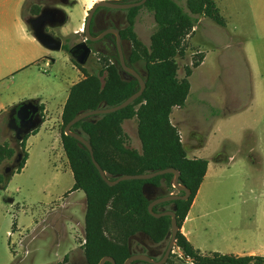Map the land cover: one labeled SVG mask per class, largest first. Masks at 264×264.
<instances>
[{"label": "rangeland", "instance_id": "1", "mask_svg": "<svg viewBox=\"0 0 264 264\" xmlns=\"http://www.w3.org/2000/svg\"><path fill=\"white\" fill-rule=\"evenodd\" d=\"M214 1L225 26L199 17L200 23L183 41V56L175 58L179 80L186 68L194 71L188 77L186 103L174 107L172 119L185 118L187 125L178 132L184 149L195 143L192 133L207 139L200 156L210 162L196 197V205H206L207 215L187 228L196 229L194 242L202 254L253 252L264 257V0ZM177 2L186 10L185 0ZM154 27L151 13L141 8L134 31L146 47ZM57 53L61 54L53 68L43 63L24 67L1 80L0 94L12 102L10 107L37 99L52 110L57 107L65 89L77 80L76 70L81 71L67 53ZM112 54L109 60L91 54L82 67L98 73L104 59L114 61ZM205 55L204 66L196 69L200 64L194 67V62ZM135 68L144 73L140 66ZM3 127L0 123V145L7 143L18 151L13 132ZM122 129L127 146L140 152L136 120L124 121ZM36 152L41 155L32 154L26 167L0 189V264H86L81 249L84 194H66L72 178L62 169L67 162L62 154ZM13 159L0 164V174ZM170 208L172 204L164 207ZM173 261L191 263L181 253Z\"/></svg>", "mask_w": 264, "mask_h": 264}, {"label": "trees", "instance_id": "2", "mask_svg": "<svg viewBox=\"0 0 264 264\" xmlns=\"http://www.w3.org/2000/svg\"><path fill=\"white\" fill-rule=\"evenodd\" d=\"M141 8L151 13L155 24L148 47L134 31ZM185 9L177 0H146L141 6L125 11L127 21L119 35L130 45L126 57L128 66L139 74L135 67L140 66L144 72L140 76L145 89L127 107L80 120L70 130L88 141L95 161L110 180L122 175L166 168L178 170L179 184L190 191L188 199L161 203L155 205L152 211L162 212L169 204L175 208L178 226L175 247L184 259L192 264H264L263 256H236L217 252L202 254L180 232L206 174L208 162L187 157L178 131L169 119L174 107H184L190 88L188 77L191 69L186 68L185 77L179 80L175 58L183 56V41L192 33L199 17H205L221 27L226 24L214 0H185ZM31 11L36 14L38 9L34 7ZM104 58L109 60L111 57L105 55ZM112 58L113 62L104 59L102 70L98 73H88L75 63L83 73V78L69 88L60 117L61 145L73 178V185L66 194L82 191L85 197V243L81 249L87 264H98L105 256L111 257L115 264H123L131 254L128 249L131 237L143 234L154 243H159L170 232L169 216L154 218L148 213L150 200L142 193V186L150 184L155 187L156 198L169 195L174 189L172 174L159 175L150 180L121 181L114 186H107L92 164L87 149L74 138L64 135L65 125L79 113L116 106L138 91L137 80L124 79L118 58ZM201 60L202 56L194 62V67ZM34 101L42 110L39 100ZM133 118L136 120L140 152L127 146V137L122 129L123 122ZM27 137L25 135L21 140H16L18 151L7 143L0 145V164L5 160L17 159L19 155V164L14 173L21 171L27 159ZM6 182L0 174V189Z\"/></svg>", "mask_w": 264, "mask_h": 264}, {"label": "crops", "instance_id": "3", "mask_svg": "<svg viewBox=\"0 0 264 264\" xmlns=\"http://www.w3.org/2000/svg\"><path fill=\"white\" fill-rule=\"evenodd\" d=\"M96 2H98V0H0V82L4 77L24 67L35 68V65L43 63L45 67L53 68L56 64V60L60 57L59 54H61L57 52H65L63 49L60 51H49L35 40L25 23V20L23 19V12L25 8L29 11V17L37 15L44 7L61 9L66 15L65 22L62 25H55L52 27L49 33L55 37L61 38L63 41L69 40L71 44H75L80 40V35L84 31V23L87 12ZM34 7L38 9L36 14L31 11ZM201 19L205 18L202 17ZM201 19L198 20L199 23ZM71 21L72 24H70ZM19 45H21V48H19ZM205 61L206 55L203 57L202 62L196 69L204 66ZM76 75L78 76L77 80L73 81L68 86L67 90L64 88L65 96L61 101H59L54 110L50 109L46 101L37 99L39 100V104L42 106V110H40L42 124L34 131L27 134L28 137L25 140L27 159L22 169L26 167L32 154L41 155L36 152L40 151V149L42 155H56V153H58V155L62 154V156L65 157L60 139V117L69 88L83 78V73L78 69L76 70ZM191 75L189 77H191ZM62 83L65 85L63 80ZM11 103L12 102L8 100V97L4 100L0 94V123L4 124V130H6L7 112L11 108ZM174 110L177 109H172L169 119L171 124L176 127L177 131L182 134L181 129L187 124L184 122L185 118L183 115L180 118H177V120H175V118L172 119V115L175 112ZM192 134V139L195 143L193 142L189 145L190 147L187 149L185 148L186 155L188 158L205 159L208 162L206 171L207 174L210 162L206 158H202L200 156V152L206 145L207 139L203 140L197 135H194V133ZM62 169L65 172H68L72 178V173L67 162L63 163ZM206 174L204 178L206 177ZM72 185L73 178L69 188H71ZM197 194L190 205L187 215L182 223L180 232L195 249L200 251L199 246H197L194 242L197 239L196 229L187 228L189 223H194V225H196L201 218L207 215L206 205H196ZM74 203L75 202H73V204ZM252 254L254 253H247V255ZM244 255L245 254H236V256Z\"/></svg>", "mask_w": 264, "mask_h": 264}, {"label": "water", "instance_id": "4", "mask_svg": "<svg viewBox=\"0 0 264 264\" xmlns=\"http://www.w3.org/2000/svg\"><path fill=\"white\" fill-rule=\"evenodd\" d=\"M146 0H140L135 3L128 4H113L111 1H99L96 2L87 12L85 23H84V31L85 39L90 42H95L102 37V35L93 38L90 34L92 23L95 24V18L93 16L95 10L99 7H117L120 9H130L133 7L141 6L145 3ZM66 20V15L61 9L44 7L39 13L35 16H31L28 20L25 21L27 24L32 36L35 40L45 49L49 51H60L63 49L71 59L79 66L85 65L89 56L91 55V49L87 45L86 41H78L75 44H71L69 40H62L61 38L55 37L49 32L46 31V27H54L55 25H62ZM116 37V49L118 53V60L121 66L122 75L124 79L135 78L138 82L139 89L132 95H130L127 99H125L120 104L108 107V108H100L95 110H90L86 112L79 113L74 118H72L64 127V135L70 136L78 141L81 145H83L87 151L89 152V156L92 164L96 168L100 178L107 186H114L121 181L127 180H150L156 176L164 175V174H172L171 184L172 187L177 191V194H169L166 196L156 198L157 189L150 184H145L142 186V193L145 197L150 200V203L147 206L148 213L154 218H160L163 216L170 217V232L168 237L170 238V247L174 244L175 236L178 231V226L176 222L175 213L173 210L155 213L152 211L155 205L166 203L175 200H187L190 191L185 187L179 184V172L173 168H166L154 172H148L143 174H135V175H122L114 180H110L105 172L101 169L99 164L95 161L93 156V151L88 143V141L79 135L78 133L72 132L70 128L80 120L86 119L91 116H99L113 113L115 111L121 110L128 105L132 104L139 96H141L142 92L145 89V83L139 73L135 70L131 69L124 60L121 46H120V35L117 30L112 31ZM42 124V116L40 114V109L37 103L34 100L28 102H22L18 105L11 107L7 112V128L14 132V138L16 140H21L23 136L29 134L30 132L37 129ZM17 159H13L12 164L9 167L4 169L3 178L4 181H8L9 178L13 175L17 165L19 164V155L17 154ZM182 192L183 194H178ZM11 201V200H10ZM142 237L144 235H141ZM130 242V240H129ZM169 247V248H170ZM128 248L130 249V243H128ZM168 254V251L166 255ZM164 260V259H163ZM154 263L148 256L137 254L130 255L123 264H131L132 262L142 261V262H150L154 264H161L163 262ZM105 262H109L110 264H115L114 260L105 256L100 259L98 264H104Z\"/></svg>", "mask_w": 264, "mask_h": 264}, {"label": "flooded vegetation", "instance_id": "5", "mask_svg": "<svg viewBox=\"0 0 264 264\" xmlns=\"http://www.w3.org/2000/svg\"><path fill=\"white\" fill-rule=\"evenodd\" d=\"M118 1L119 0H114L111 2L113 4L118 5V4L135 3L140 0H125V2H118ZM120 1H124V0H120ZM126 10L127 9H120L117 7L97 8L93 14L95 18V24L92 23L90 34L93 38H96L100 35H102V37L95 42H90L85 39V34L82 33L80 35L79 41H83V40L86 41L87 45L91 49V54L109 55L113 53L112 57L118 58V53L116 49V37L112 31L117 30L119 33V31L123 29V27L126 25V21H127L126 12H125ZM122 12H125V14L120 15V13ZM29 18L30 17L28 16L23 19L26 21ZM51 29L52 27H46L47 32H50ZM120 46H121V51H122L124 60L128 65L129 62L126 59V57L128 54V50L130 48L129 42H127L124 39L122 40L120 37ZM131 79H126V80H131ZM6 130H9L7 128V121H6ZM13 137H14V132H13ZM171 210L174 211L175 208L164 209L162 210V212L171 211ZM83 233H84V227H83ZM141 235L143 234L131 237L129 239L130 242L128 240V243H130V249L128 248L131 253L130 255L142 254V255L148 256L154 263L161 262L164 259L161 264H175L173 261V258H175V254L178 255V252L175 249V241H174V244L170 247V238L168 237V234L166 238L159 243H154L148 237L146 236L142 237ZM84 243H85V239H84L83 244ZM132 243H135V245L138 246L137 251H134V247ZM167 251H168V254L166 255ZM154 263L136 261L134 264H154Z\"/></svg>", "mask_w": 264, "mask_h": 264}, {"label": "built area", "instance_id": "6", "mask_svg": "<svg viewBox=\"0 0 264 264\" xmlns=\"http://www.w3.org/2000/svg\"><path fill=\"white\" fill-rule=\"evenodd\" d=\"M84 242V241H83ZM175 249L177 250L178 253H180L179 249L177 247H175Z\"/></svg>", "mask_w": 264, "mask_h": 264}]
</instances>
